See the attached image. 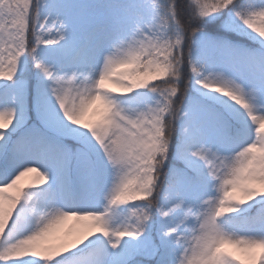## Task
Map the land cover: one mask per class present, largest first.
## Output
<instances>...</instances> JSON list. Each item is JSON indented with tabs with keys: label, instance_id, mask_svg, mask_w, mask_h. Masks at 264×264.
<instances>
[{
	"label": "snow or ice",
	"instance_id": "1",
	"mask_svg": "<svg viewBox=\"0 0 264 264\" xmlns=\"http://www.w3.org/2000/svg\"><path fill=\"white\" fill-rule=\"evenodd\" d=\"M0 264H264V0H0Z\"/></svg>",
	"mask_w": 264,
	"mask_h": 264
},
{
	"label": "rangeland",
	"instance_id": "2",
	"mask_svg": "<svg viewBox=\"0 0 264 264\" xmlns=\"http://www.w3.org/2000/svg\"><path fill=\"white\" fill-rule=\"evenodd\" d=\"M29 179L28 177L25 178V180Z\"/></svg>",
	"mask_w": 264,
	"mask_h": 264
}]
</instances>
